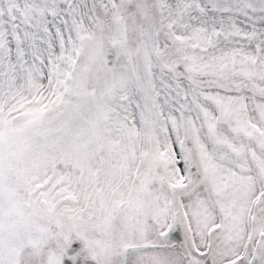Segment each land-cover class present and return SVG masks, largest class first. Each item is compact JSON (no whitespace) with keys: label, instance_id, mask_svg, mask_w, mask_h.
Wrapping results in <instances>:
<instances>
[{"label":"snow or ice","instance_id":"6c2138e0","mask_svg":"<svg viewBox=\"0 0 264 264\" xmlns=\"http://www.w3.org/2000/svg\"><path fill=\"white\" fill-rule=\"evenodd\" d=\"M0 264H264V0H0Z\"/></svg>","mask_w":264,"mask_h":264}]
</instances>
